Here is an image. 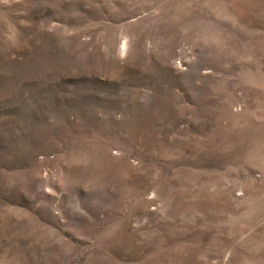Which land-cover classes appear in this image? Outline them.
<instances>
[{
    "label": "rangeland",
    "instance_id": "obj_1",
    "mask_svg": "<svg viewBox=\"0 0 264 264\" xmlns=\"http://www.w3.org/2000/svg\"><path fill=\"white\" fill-rule=\"evenodd\" d=\"M0 264H264V0H0Z\"/></svg>",
    "mask_w": 264,
    "mask_h": 264
}]
</instances>
